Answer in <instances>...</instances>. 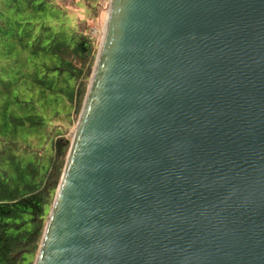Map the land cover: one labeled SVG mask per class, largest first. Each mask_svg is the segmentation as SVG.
<instances>
[{
	"label": "water",
	"instance_id": "water-1",
	"mask_svg": "<svg viewBox=\"0 0 264 264\" xmlns=\"http://www.w3.org/2000/svg\"><path fill=\"white\" fill-rule=\"evenodd\" d=\"M34 264H264V0H111Z\"/></svg>",
	"mask_w": 264,
	"mask_h": 264
},
{
	"label": "trees",
	"instance_id": "trees-1",
	"mask_svg": "<svg viewBox=\"0 0 264 264\" xmlns=\"http://www.w3.org/2000/svg\"><path fill=\"white\" fill-rule=\"evenodd\" d=\"M66 4L0 0V264L35 262L97 61Z\"/></svg>",
	"mask_w": 264,
	"mask_h": 264
},
{
	"label": "rangeland",
	"instance_id": "rangeland-1",
	"mask_svg": "<svg viewBox=\"0 0 264 264\" xmlns=\"http://www.w3.org/2000/svg\"><path fill=\"white\" fill-rule=\"evenodd\" d=\"M61 3H67L66 6L70 9V12L74 14L76 18H78V22L84 27V22L88 21L92 26V33L96 36L99 43V48L103 40L106 19L108 15V11L110 8L111 0H58ZM92 4V5H91ZM92 14H96L95 17L91 18ZM84 21V22H83ZM99 52V50H98ZM98 56V55H97ZM81 111L76 113L73 111L70 114V118L67 117L64 119L65 124L69 126L71 129V135H74L76 130V126L78 124Z\"/></svg>",
	"mask_w": 264,
	"mask_h": 264
}]
</instances>
